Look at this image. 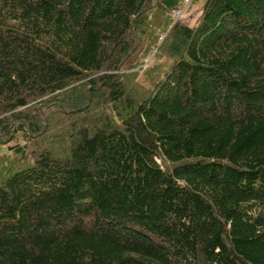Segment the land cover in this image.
<instances>
[{
	"label": "trees",
	"instance_id": "16d2710c",
	"mask_svg": "<svg viewBox=\"0 0 264 264\" xmlns=\"http://www.w3.org/2000/svg\"><path fill=\"white\" fill-rule=\"evenodd\" d=\"M182 3L0 0V264H264V0Z\"/></svg>",
	"mask_w": 264,
	"mask_h": 264
},
{
	"label": "rangeland",
	"instance_id": "374dc122",
	"mask_svg": "<svg viewBox=\"0 0 264 264\" xmlns=\"http://www.w3.org/2000/svg\"><path fill=\"white\" fill-rule=\"evenodd\" d=\"M203 3L204 0H183V7L181 9L175 10L174 12V19L179 20L183 23H186L187 25L193 27L197 24L199 21V18L202 13L203 9ZM158 32V39L156 40H150V39H145L144 40L141 38V36L138 38V49L136 51V55L138 57L141 56L140 62L141 65H137L135 70L139 71L137 77L133 78L134 82L136 83V88L142 87L136 91L134 87V91L131 92L132 94L141 92L142 89L146 86H149L153 81L155 80H161V77L163 76V72H165L167 67H169V63L171 61V58L169 56L167 57L166 53L163 51L164 56H158L155 55V51L151 50L148 51V53H145V46L149 45L150 42H158L159 45H164L165 46L168 44L167 41H164L166 35L169 33V31H155V33ZM169 41V40H168ZM142 48V49H141ZM142 50V51H141ZM141 51V52H140ZM135 54V53H134ZM137 57H134L136 59ZM168 60V63H167ZM135 62V60H133ZM132 62V63H133ZM130 71L129 69H127ZM144 85V86H143ZM52 110V109H51ZM54 115V114H53ZM57 116L59 119H65L68 115L62 112H57ZM53 126V132H59L58 127L56 126H61V122H59L57 125H52ZM48 133V130H43L42 134L39 138L40 141L44 139V136ZM10 139L12 137H9ZM8 138V140H10ZM7 140V141H8ZM15 141H8V143L0 144V160H5L6 157H10L12 159V155L10 153V150L8 149V146L15 144L16 141H21L22 139L16 138L14 139ZM10 142V143H9ZM11 154V155H9Z\"/></svg>",
	"mask_w": 264,
	"mask_h": 264
}]
</instances>
